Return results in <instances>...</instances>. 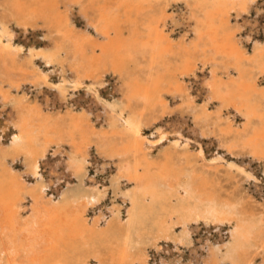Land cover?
<instances>
[{"label": "bare ground", "instance_id": "1", "mask_svg": "<svg viewBox=\"0 0 264 264\" xmlns=\"http://www.w3.org/2000/svg\"><path fill=\"white\" fill-rule=\"evenodd\" d=\"M179 4L185 9L179 16L194 22L193 39H174L166 31L169 20L178 24L168 9ZM259 17L264 21V0H0V264H257L264 223L246 213L241 198L221 194L206 168L213 158H206L201 141L207 135L202 129L212 124L209 136L218 145L224 146L219 138L227 139L229 152L240 147L264 162ZM12 22L24 34L29 28L37 33L25 55L13 41ZM254 35L263 37L249 48ZM197 70L206 73L198 109L187 85ZM108 74L122 79L117 89L106 90L109 97L122 95L113 103L101 94ZM94 78L98 86L88 84ZM69 89L89 96L86 109L68 108L74 94ZM48 90L69 112V122L45 111L54 108ZM39 92H46L40 101ZM168 96L180 99L203 126L192 131L199 134L196 150L189 141L177 148L180 130L143 134L144 111L159 106L169 115ZM214 102L212 115L207 105ZM92 103L101 110L94 112ZM234 115L243 119L242 127L233 126ZM168 132L176 147L156 159L152 151L169 140ZM54 144L69 148L56 183L66 188L56 198L40 174L43 161L60 160L64 152ZM92 170L106 174L100 184L89 176ZM30 178H36L33 186ZM246 180L248 187L261 185L255 175ZM106 196V212L96 211ZM221 228H230L226 241ZM261 258L264 264V253Z\"/></svg>", "mask_w": 264, "mask_h": 264}, {"label": "rangeland", "instance_id": "2", "mask_svg": "<svg viewBox=\"0 0 264 264\" xmlns=\"http://www.w3.org/2000/svg\"><path fill=\"white\" fill-rule=\"evenodd\" d=\"M180 4L178 5L179 6L178 8L171 6L168 9L169 15L176 16L175 19H177V20H175V21L178 24L173 25L169 20L166 31L169 32L174 39H177L182 34H185V37L187 39H193L192 28L194 26V22H193V20L186 19L187 15H182L183 17L179 16V15L183 14V12L185 10L184 8L182 9V5H180ZM72 11H73V13H75L77 11V6H75L72 9ZM178 17H180V19ZM231 18H232V23L240 24L241 19H238V21H236V19L234 17H231ZM259 19H260L259 20L260 22H262V23L264 22L262 17H259ZM248 20H249V22L253 21L252 18H250ZM77 26H82V23L81 22L77 23ZM11 28H12V31L14 33V38H13L14 43L22 48V55H25L29 46L33 42H35V41L37 42V40H38L37 39L38 36H36L37 33H35V31H33L32 29L29 28L25 32L26 34H24L22 29H20L19 26L15 22L11 23ZM244 33H246V32H244ZM246 35L247 34H243L242 38H244ZM256 37L262 38L263 36H256V35L252 36V38L250 39L252 41L248 42L247 47H249V48L251 47L253 40L257 39ZM41 42H43V41H38V43H41ZM141 63L145 64V59L142 58ZM45 69H47V68H45ZM47 71H49V70H47ZM205 71H207V69ZM205 74L206 73H202L200 70H197L196 78L193 79L191 77V80L187 81V85L190 88V96L195 100L194 104L196 105V109H198L199 106L204 102V93H203V90H200L199 85H200V81L205 76ZM107 77H108V79L105 82L106 89H102V91H101L102 98H106L107 100L110 99L109 101H111L112 103L121 100L122 95L119 93L118 90H117L118 92H114L113 97H109L107 92H106L107 89H108V91L111 89H112L111 91H113L114 89H117L121 85V82H122L121 77H119V76L112 77V76H110V74H108ZM50 80H51V82L56 83L57 77L54 76V77L50 78ZM91 82H94V84H96V86H98L97 84L99 83V81L96 78L91 80L88 84H91ZM69 84L70 83H67V85H69ZM96 86L94 88H96ZM36 91L37 90H35V92ZM69 91H72V93H74L72 101H70V104H73V107H68L70 110H72V112L74 111L75 113H77L84 108L86 109L88 107V104L91 103V101L89 100V96H87L84 91H82V90L77 91L75 89H69ZM45 93L46 92H39V94H38L39 101L43 99ZM47 94H48L47 97L49 98V102L54 106V108L52 110L46 109L45 111L48 113L50 112L51 118H54V117H56V115H59L65 123L69 122V120H70L69 119V117H70L69 112L67 111V109L65 107L59 106L58 101H56V99L54 97L56 95L53 93V91H49V93L47 92ZM32 96H34L33 93H32ZM166 102L168 103L167 111L169 112V115H166V114L163 115L162 110L160 109L159 106H156L152 111L151 110L150 111L149 110L144 111V123H146V126H143V129H142L143 134L145 136L152 137V136H154V132H156V130H158L159 128L167 129V130H174L175 133L180 130L182 133V136H180V139H181L179 142L180 145L177 146V148L181 149L182 145L185 144L187 141H189L190 148L192 150H196L197 145H196L195 140L197 141V137L199 134L195 135V134H193L192 131L194 128H196L200 132V130L197 127H199L201 125V123L195 120L194 115L191 112H189V108L186 107L185 104L181 103L180 99H178L177 97L175 99H172L170 96H168L166 99ZM91 106H93L92 110L94 112H99L102 108L101 106L95 107L93 103L91 104ZM217 107H218V104L216 102L209 103V105H207V109H208L210 114L212 113V115H214L213 113L217 109ZM230 111L232 112V110H230ZM231 112L228 114L229 116H233ZM224 116H226V114H224ZM234 120H235V121H233L234 127H237V128L242 127V121H243L242 118L234 115ZM95 127L99 128V125H95ZM201 128H203L202 125H201ZM202 130H204L205 133L207 134L202 138V141H201L202 148L205 152L206 158H208V159L213 158V159H211L212 160L211 165L206 166V168L208 170L210 177L212 179L216 180L217 186L220 187L221 194L222 195H228V193H232L238 199L241 198V200L244 201V203H245L244 205L246 206V209H247L246 213L248 215H255V217H260L264 223V162L258 163V161L253 159L249 153H242L240 147L233 148V151L229 152L225 147L226 145L229 144L228 140L219 138V135L217 134L216 136L219 138V143L224 145V146L218 145L217 142L214 141L213 138H210V136H213V133H214V129H213L212 124H208ZM168 135H170V138L168 141L163 142L162 144L158 145L156 148L153 149L152 155L154 158H156V159L159 158L161 156L162 152L167 147H171V148L176 147L175 138L171 137V133H169V132H168ZM187 136H189V140L188 139L186 140ZM3 141L7 142V138L3 139ZM52 149H55L57 151V153L59 152L60 149L64 150V152L61 153L60 160L57 156H55L52 159L48 158L45 162L43 161L44 164L41 163L42 167H41L40 172L42 170L43 171L40 174H41V176L43 175L42 178H45L49 182L47 192L53 198H56L58 193L61 190L66 188V183L62 182V180H60L62 183L59 184L57 187H56V183L59 182L58 177L63 175L64 167H63V164L61 161H63L64 158L67 157V151L69 148L66 145L65 146L64 145L59 146L57 144H54ZM215 149H217V153H213ZM54 162H55V164L57 162L58 165L56 167V172L53 173L50 177L48 175V172L53 167ZM16 167H17V169H20V170H22V168H23L22 165H20V163H17ZM46 168H48V170ZM42 173H44V174H42ZM247 175H249V176L255 175V177L259 178L261 180L260 187H258L256 189L252 185H251V187H248L249 185H248V182L246 180ZM89 176H91V177L95 176V178H97L98 183L100 184L102 178L105 177L106 174H103V175L100 174L98 176V174H95L94 171L92 170L91 173H89ZM28 182H29L28 185L30 184L29 186H33L36 183V178H34V179L30 178ZM54 191H55V193H54ZM108 191H110V190H108ZM109 193H111V192H109ZM49 194H47V195H49ZM249 195H251L253 197L252 199L254 200V202H250L248 200ZM109 204H110V198L106 196L104 201L102 202V204L100 206V209L97 208L96 211L100 210V211L106 212V206ZM176 226L178 227L179 225H176ZM203 229H204V227L201 225V230H203ZM177 230H179V229H177ZM199 232H201V231H199ZM229 232H230V228H221V233L223 235L222 238H224L225 241L228 238ZM193 234H194L195 239L199 238V233L198 234L193 233ZM213 235H214L213 238L214 237L218 238L215 233H213ZM257 241H258L256 243L257 245H255V246H257V247H255V248H257L256 249V254H257L256 258L257 259L256 260H257V264H259L263 261V258H261V255H262V253H264L263 252L264 251V236L257 238ZM196 245L197 246L200 245V243L197 242V240H196ZM188 254H189V251L185 250L183 253V256H181L182 262H184V263L187 262ZM153 261L154 260L151 259L149 262L152 263Z\"/></svg>", "mask_w": 264, "mask_h": 264}]
</instances>
